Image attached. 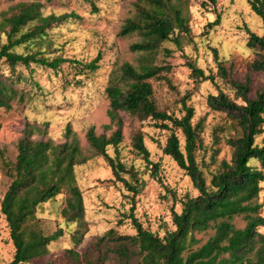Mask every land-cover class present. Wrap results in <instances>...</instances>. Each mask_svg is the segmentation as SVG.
Listing matches in <instances>:
<instances>
[{
	"label": "rangeland",
	"instance_id": "rangeland-1",
	"mask_svg": "<svg viewBox=\"0 0 264 264\" xmlns=\"http://www.w3.org/2000/svg\"><path fill=\"white\" fill-rule=\"evenodd\" d=\"M29 1L41 3L43 15L72 12L77 17L52 23L45 29L46 35L35 43L14 46L17 52L35 50L48 58H65L56 69L31 63L29 67L16 64L12 70L0 59V70L13 79L19 76L15 86L25 92V100L13 101L9 109L0 107V201L10 182L7 172L15 160L17 141L28 128H32L30 138L33 140L51 139L60 143L75 139L86 160L75 166L84 205L83 221L68 224L62 218L60 208L64 205V192L43 203L36 213L43 232L49 234L61 227L63 234L49 243L45 255L27 264H69L67 248L77 249L83 260L95 259L98 250L103 251L106 245L98 238L108 228H114L118 234L135 233L129 218L123 216L128 213L132 199L134 214L142 225L162 236L166 229L174 228L172 210H181L179 199L185 193L197 194L185 171L162 151L169 131L154 126L153 121H140L127 112L118 111L122 122L121 141L116 150L108 145L106 152L126 166L132 165L139 170L145 185L134 198L123 183L115 179L106 159L86 139L90 127L96 135L106 137L117 127L107 114L109 100L105 87L111 74L119 73L123 63L137 65L141 59V52L131 49L141 36L137 32L120 35L119 31L128 19L137 15L138 5L143 0H0V19L2 13L9 15L11 6ZM215 9L220 12V20L210 25L216 17L214 10L210 6L202 7L200 0L188 1L183 12L189 32H182L177 43L173 40L175 34L161 43L152 62L170 68L162 71V76L149 79L157 109L180 116L183 99L193 107L192 123L199 121L201 124L196 160L207 177L221 159L230 160L231 147L227 140L239 132L231 114L212 109L206 102L209 93L216 94L219 90L234 98V89L217 75L214 51L226 65L233 62L231 77L242 78L248 73L253 91L264 86V72L248 67L256 52L246 45V28L261 34V19L246 0H217ZM5 41V34L0 32V43ZM96 57V68H82ZM188 62L202 68L206 74H213L214 80L193 77ZM67 124L71 128L69 136L65 134ZM262 127L255 138L258 144L264 142V124ZM137 131L143 134L149 159L158 163V178L150 175L144 159L132 146V137ZM179 136L182 144L183 137ZM123 176L129 178L126 174ZM261 185L259 202L264 201V181ZM260 211L264 215V205ZM234 222L238 226L244 223L239 216ZM260 230L264 232V227ZM13 253L9 229L0 212V264H7ZM108 256L103 264H116L114 255L109 253Z\"/></svg>",
	"mask_w": 264,
	"mask_h": 264
},
{
	"label": "trees",
	"instance_id": "trees-1",
	"mask_svg": "<svg viewBox=\"0 0 264 264\" xmlns=\"http://www.w3.org/2000/svg\"><path fill=\"white\" fill-rule=\"evenodd\" d=\"M188 1L143 0L138 5L137 15L122 25L120 35L137 32L141 36L139 42L131 45L132 50L141 52V59L137 65L123 63L119 73L111 74L105 87L109 100L107 114L117 127L108 137L96 135L90 127L86 139L106 159L115 179L121 181L134 198L145 185L139 177V170L111 157L106 147L112 145L116 150L121 141L119 110L140 121H153L154 126L169 131L162 151L185 171L197 194L185 193L179 199L181 210H172L174 228L166 229L162 236L142 225L134 214L132 199L128 213L123 216L129 218L135 233L118 234L114 228H108L98 238L106 245L103 251L98 250L95 259L83 260L77 249L67 248L69 264H103L109 253L114 255L116 264H264V232L260 230L264 227V215L260 211L264 201H258L261 182L264 181V142H255L264 124V86L253 91L248 73L242 78L231 77L233 62L226 65L214 51L217 75L234 89V98L219 90L216 94L209 93L206 102L212 109L231 114L239 132L227 140L231 147L230 160L221 159L216 169L209 172V177L196 160L201 124L199 121L192 123L193 107L183 99V114L176 116L157 109L152 98L149 79L162 76L160 73L170 68L169 65L153 63L152 58L163 41L175 34L173 40L177 43L182 32H189L183 12ZM246 1L263 24L261 34L246 28V45L256 52L248 67L264 72V0ZM200 5L214 10L216 17L209 23L218 24L217 0H200ZM40 8L41 3L37 1L18 2L10 7L9 15L2 13L0 32L5 34L6 41L0 43V59L12 70L16 64L29 67L31 63L56 69L65 61L61 56L48 58L35 50L24 53L14 50V46L21 43L29 45L43 38L45 29L52 23L70 16L77 17L72 12L43 15ZM92 9H96L94 4ZM97 59H92L82 68H96ZM188 66L196 79L214 80L213 74H206L195 64L188 62ZM18 77L13 79L0 70V107L9 109L13 101L25 100V92L15 86L19 82ZM30 129L25 130L17 141L15 160L7 172L10 182L0 201V212L14 247L7 264H27L33 258L45 255L49 243L63 234L61 227L49 234L43 232L40 217L36 214L43 203L64 192L66 196L60 214L65 222L81 223L84 216L75 166L83 163L86 157L78 142L75 139L60 143L51 139L33 140ZM70 133L71 128L67 124L65 134L69 136ZM179 134L183 137L182 144ZM132 146L144 159L150 175L158 178V163L149 159V150L140 131L133 134ZM238 216L244 221L241 226L234 222Z\"/></svg>",
	"mask_w": 264,
	"mask_h": 264
}]
</instances>
